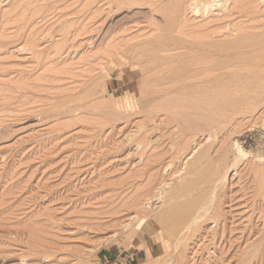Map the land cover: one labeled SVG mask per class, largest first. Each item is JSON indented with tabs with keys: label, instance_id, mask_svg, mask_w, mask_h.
Instances as JSON below:
<instances>
[{
	"label": "rangeland",
	"instance_id": "obj_1",
	"mask_svg": "<svg viewBox=\"0 0 264 264\" xmlns=\"http://www.w3.org/2000/svg\"><path fill=\"white\" fill-rule=\"evenodd\" d=\"M126 1L0 0V264H264V107L216 136L179 127L176 112L203 111L183 102L200 95L186 79L197 53L151 54L165 33L192 44L225 30V1ZM192 200L204 217L181 243L137 229Z\"/></svg>",
	"mask_w": 264,
	"mask_h": 264
},
{
	"label": "bare ground",
	"instance_id": "obj_2",
	"mask_svg": "<svg viewBox=\"0 0 264 264\" xmlns=\"http://www.w3.org/2000/svg\"><path fill=\"white\" fill-rule=\"evenodd\" d=\"M128 1H126V2H128ZM142 1H144V0H142ZM208 1H205L204 3L208 2ZM224 1H225V3L223 4L224 5L223 9L226 12L225 16L227 18L228 17L232 18L233 16H235L234 19L236 20L239 18L240 21L236 20L237 21L236 22L233 19H232L233 20L232 21V20H230L231 18H229L228 19L229 22H226L227 25H226V23H224L225 30L221 29V27H219V26H218V28H220L219 30H217L218 28L211 30V28L209 26L208 28H210L211 31L205 32L206 36L204 35V32H203L205 39L203 38L204 40L202 39V41H200L199 43L198 42L196 43L194 41L195 43L192 42V44L191 43L188 44L189 42L187 44L186 43L184 44L183 43L184 41L180 42L177 39L175 40L172 36L170 37L166 33H165L166 35L165 34H162L161 36L159 35V38H157V42L155 41L156 47H155V49L153 48L154 52L151 53L152 56H154L155 58L159 57L160 56L159 54L162 51L164 52V51L174 50V49L194 50L193 52L197 53L196 57H194L191 60V67L192 66H194V67H192L191 70L187 71L186 79H189L188 80L189 82H190V79L191 80L195 79V81L196 80L198 81V83H196L197 81L195 83H193L194 80H192L193 82L191 81L192 84H190V85H191V87L197 88L198 91L197 90L196 91L200 95L196 96V94H195L194 97L191 96V98H189V97H188V99L185 98L184 101H183L184 98L181 100L185 104H189V106L193 105L195 108H199V107H197L198 106L197 103L202 104L201 106H203L202 107L203 111H202V113L198 112L199 117L196 120L192 119L191 116L189 117L188 115H184L182 113L176 112L174 114L175 120L177 121L179 127L182 126V128H183L184 126H187L190 128V126H191V127H193L192 128L193 130H196L195 134H197V131L201 132L202 130H204L205 132L211 131L209 134H210V136H213L214 134L217 133V131L221 127H223V125L226 121L229 122L230 120H232L234 118V116H237V114L240 115V114H245L248 112L251 113L252 111L255 113L256 112L255 109H257L261 105H262V107H264L263 106L264 105V9H262V8H264L263 7L264 0H235L233 3V6L235 5V7H233L234 8L233 10L229 9V1L230 0H224ZM131 2H133V1L131 0ZM135 2L137 3L138 1H135ZM149 2H151V1H149ZM154 2H152V3H154ZM218 2H219V0H218ZM152 3H150V4L152 5ZM214 3H216V2H214ZM214 3H211V5L212 4L214 5ZM120 5H121V3H120ZM201 5H203V4H201ZM211 5H209V7H211ZM157 6H159V5H157ZM209 7L207 6V8H209ZM177 8H178V6L176 7V9ZM198 9L200 10V7H198ZM201 9L203 10V8H201ZM216 11H218V10H216ZM170 12H171V10H170ZM203 14H205V13H203ZM170 17H172V16H170ZM169 22H170V24H172V18L169 19ZM219 24H221V23H219ZM220 26L223 27L222 24ZM261 27H263V28H261ZM247 29H249L250 31H248ZM253 29H255V30H253ZM259 29H261V30L263 29V30L260 31ZM251 30L254 32H251ZM256 30H259V32ZM198 35L201 36L200 34H198ZM177 36H179V35H177ZM156 37H158V36H156ZM135 70H138V69H135ZM141 73H142V71H141ZM142 86H143V83H142ZM192 90H194V89H192ZM127 99H128V97H127ZM181 100L180 99L173 100V101L170 100V104H166L167 105L166 108H164V106L163 107L161 106V108H164L167 113L173 114V112H172L173 106L175 104L183 103ZM163 103H165V102H163ZM155 107H154L155 109L158 108L156 105H155ZM194 107H192V110H195ZM164 109H163V111H164ZM199 109H198V111H199ZM158 112H160V111H158ZM149 113H155V112H149ZM260 118H262V117H260ZM152 119H154V118L152 117ZM232 122H230V123H232ZM230 123H228V124H230ZM259 123H260V119H259ZM224 127H225V125H224ZM184 128H186V127H184ZM222 129H224V128H222ZM263 129L264 128H262V130ZM180 130H183V129H180ZM198 134H200V133H198ZM204 136H205V133H204ZM210 136H208V137H210ZM214 136H216V135H214ZM217 136H218V134H217ZM213 141H216V140H213ZM216 143H217V141H216ZM195 144H196V140H195ZM209 144L211 145V143H209ZM210 145H209V147H205V145H204L203 149L200 148V150L202 149L201 151L199 149H197L200 152L197 151L198 154L194 155L195 157H193L194 159L192 160V168H191V166H188L192 169V171H195V173L197 171H201L202 170L201 168H203L204 165L207 163V161H209L210 155L212 156V154H210L212 149L209 152ZM202 146H200V147H202ZM212 163L210 162V164H212ZM188 171H189V169H188ZM206 172L209 173V171H206ZM209 174H211V173H209ZM199 175L203 176L201 174H199ZM220 175H219V177H223L225 179L226 175H224V174H223V176H220ZM205 176H206V174H205ZM207 177L209 178V176H207ZM198 178H194V179H197L198 182H196V180L194 181V180H190V179L188 180L187 179L188 181H186L182 185L181 184L178 185L179 188H176V192L172 193V195H173L172 198L175 197V199H177L176 197H180L183 193H185L186 190H188L192 186L190 188V190H191L195 183L196 184L198 183V185H197V187H194V188H198L200 180L201 181L206 180L204 177H201V179L199 178L200 180ZM209 179H207V180H209ZM212 180H214V178ZM205 182L207 183V181H205ZM200 184H202V183H200ZM203 184H204V182H203ZM190 190H188V191H190ZM178 204H180V203H178ZM178 204L176 206H178ZM171 205H174V203ZM179 206L176 207L178 210L177 209L175 210L174 208H172V209L166 208L167 209L166 211L162 212L161 214L158 213L157 216L155 214V215H153L154 217L150 216V217H148V219L146 217L147 220H145L143 218V220L141 219L140 223L137 221L139 223L137 229L139 230L140 228L142 229L144 227L142 229V234L146 235V234L153 233L156 236L157 240L161 243L162 247L165 246V247H167V249L169 246L172 245L171 244L169 246L168 245L166 246V244L168 243L169 240H171L172 237H174V238L176 237V239L179 240V243H181L183 241L182 240L183 234L187 233V232H185V230L187 229V230L191 231L190 229L192 227H195V223H198V221H196L198 219V216L200 217V215L198 213H199V211H202V209L204 208V205L202 203L199 204L198 200H192L190 203L185 204L184 205L185 207H183L182 205H181L182 207H179ZM180 208H182V209H180ZM206 210H208V209H206ZM141 212H143V211H141ZM158 212H160V211H158ZM155 213H157V211ZM152 214H154V213L152 212ZM197 214H198V216H197ZM201 217H204V216H201ZM213 218H214V216H213ZM168 222H170V223L172 222V224H170ZM162 224H166V227H167L166 230L164 228H162L163 226H165V225L162 226ZM168 224H170V225H168ZM199 224H197V225L199 226ZM137 229H136V231H137ZM192 229L195 230V228H192ZM150 230H151V232H150ZM129 231H131V230H129ZM185 235H187V234H185ZM166 236H171V238H169V240H168ZM138 238L139 237H137V239ZM184 239H185V237H184ZM186 239H187V237H186ZM180 240H181V242H180ZM170 243L171 242H169L168 244H170ZM176 248L177 247H175V249ZM178 254L180 255V253H178ZM179 255H177V256L180 259L181 256H179ZM181 255L184 256V254H181ZM179 261H181V260H179ZM247 261H248V259H247ZM177 263H180V262H177ZM23 264H24V260H23ZM86 264H88V263H86Z\"/></svg>",
	"mask_w": 264,
	"mask_h": 264
}]
</instances>
